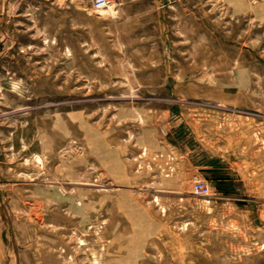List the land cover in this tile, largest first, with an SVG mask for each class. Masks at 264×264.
<instances>
[{"label": "rangeland", "instance_id": "374dc122", "mask_svg": "<svg viewBox=\"0 0 264 264\" xmlns=\"http://www.w3.org/2000/svg\"><path fill=\"white\" fill-rule=\"evenodd\" d=\"M165 1L0 0V264H264V0Z\"/></svg>", "mask_w": 264, "mask_h": 264}, {"label": "built area", "instance_id": "2783aa9c", "mask_svg": "<svg viewBox=\"0 0 264 264\" xmlns=\"http://www.w3.org/2000/svg\"><path fill=\"white\" fill-rule=\"evenodd\" d=\"M114 0H91L92 6L97 9L101 10L107 6H109ZM172 0H166L165 2L169 4ZM165 6V3L163 4ZM208 191V188H206V192Z\"/></svg>", "mask_w": 264, "mask_h": 264}, {"label": "crops", "instance_id": "0c3cea01", "mask_svg": "<svg viewBox=\"0 0 264 264\" xmlns=\"http://www.w3.org/2000/svg\"><path fill=\"white\" fill-rule=\"evenodd\" d=\"M127 3H132V2H156V0H124Z\"/></svg>", "mask_w": 264, "mask_h": 264}, {"label": "water", "instance_id": "95a60500", "mask_svg": "<svg viewBox=\"0 0 264 264\" xmlns=\"http://www.w3.org/2000/svg\"><path fill=\"white\" fill-rule=\"evenodd\" d=\"M3 18H5V16ZM204 171L221 172L222 169H220V168H210V169H204Z\"/></svg>", "mask_w": 264, "mask_h": 264}, {"label": "bare ground", "instance_id": "6f19581e", "mask_svg": "<svg viewBox=\"0 0 264 264\" xmlns=\"http://www.w3.org/2000/svg\"><path fill=\"white\" fill-rule=\"evenodd\" d=\"M108 7H111V5H109ZM108 7H107V8H108ZM4 19H5V18H4ZM84 184H88V183H84Z\"/></svg>", "mask_w": 264, "mask_h": 264}]
</instances>
